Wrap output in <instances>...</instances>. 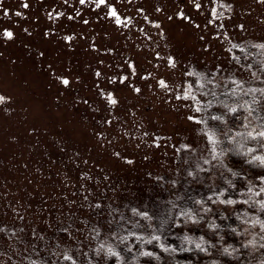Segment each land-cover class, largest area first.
<instances>
[{"label":"rangeland","instance_id":"rangeland-1","mask_svg":"<svg viewBox=\"0 0 264 264\" xmlns=\"http://www.w3.org/2000/svg\"><path fill=\"white\" fill-rule=\"evenodd\" d=\"M24 2L0 0L9 9L8 15L0 9V94L11 97L0 102V224L11 219L16 230L14 237L0 234V264H23L22 257L30 252L25 245L43 242L56 224L78 236L95 203L102 210L125 199L145 205L161 192L157 179L167 175L197 183L211 175L202 125L187 119V102L170 100V93L149 88L153 81H142L139 75L147 70L177 81L182 70L205 71L230 96L233 82L227 76L251 84L254 75L251 68H239L226 50L237 43H264V0H224L231 8H218L215 24H208L212 0H195L202 4L200 10L191 0H108L122 17L132 18L127 28L106 17V9H93V0L83 5L79 0H27L28 8L22 7ZM181 4L191 21L174 15ZM157 6L162 10L157 12ZM17 11L26 15L17 16ZM58 11L64 15L57 17ZM145 15L158 19L163 33ZM240 24L243 29L236 27ZM6 27L15 34L10 40L2 35ZM214 31L228 36L214 38ZM73 33L71 41L64 39ZM92 43L98 47L93 49ZM206 43L212 45L208 51ZM105 48L114 51L101 50ZM258 49L264 56V48ZM155 51L175 56L176 69L166 68L164 61L154 68ZM127 59L136 61L137 77L132 79L142 94L105 79L121 71V65L127 70ZM217 63L222 67L214 68ZM97 68L100 87L115 91L117 105H108L99 94ZM61 75L69 77L68 86L58 79ZM109 116L111 125L104 122ZM246 117L257 125L252 114ZM256 186L252 190L258 195ZM32 231L43 240L32 237Z\"/></svg>","mask_w":264,"mask_h":264},{"label":"trees","instance_id":"trees-1","mask_svg":"<svg viewBox=\"0 0 264 264\" xmlns=\"http://www.w3.org/2000/svg\"><path fill=\"white\" fill-rule=\"evenodd\" d=\"M242 47L243 51L240 48L232 50L240 57L242 64H251V70L255 73L254 81L244 84L242 88L264 87V78H257L264 77V69L261 67L264 62L263 52L253 44ZM219 86L217 83L209 87L223 94L224 90L217 89ZM260 95L243 96L255 109L252 115L256 126L260 118H264V99L261 100L264 95ZM247 113L244 111L243 114L246 116ZM237 140L247 146H254V142L244 140L243 137H237ZM256 151L264 153V149L258 147ZM209 164L211 175L199 177L197 183L167 175L160 181L157 179L156 186L160 187L161 192L145 205H135L125 199L121 204L116 203L102 210L101 205L95 203L90 216L84 221L85 228L78 229V236H66L63 224H56L43 242L37 245L30 240L25 245L30 252L22 257V263L72 264L64 258L65 255H72L76 264H117V260L119 264H264V228L257 222L264 221V209L256 203L257 200H264V193L257 195V189L247 191L256 185L264 187V181L256 178L264 174V169L258 164L246 163L245 157L235 147L226 157L215 160L210 157L206 168ZM225 164L240 175H232L224 167ZM228 181L235 187L228 184ZM224 188L227 191L218 198L216 194ZM239 190L241 195H238ZM229 197L236 203H221V200ZM197 201L202 203L197 204ZM205 204L210 206L209 212L200 211ZM133 209L138 211L134 212ZM189 209L196 214L193 217L197 219L196 223L190 219ZM141 211L147 212L150 219L140 216ZM64 224L69 228L68 223ZM95 229H99V235ZM111 232L116 235H110ZM15 233L11 219L0 224V234L4 239L5 236L14 237ZM72 236L76 241H71ZM185 236L189 239L186 240ZM160 244L164 247H160ZM108 247H112L119 256L109 255ZM145 252L152 255H143Z\"/></svg>","mask_w":264,"mask_h":264},{"label":"snow or ice","instance_id":"snow-or-ice-1","mask_svg":"<svg viewBox=\"0 0 264 264\" xmlns=\"http://www.w3.org/2000/svg\"><path fill=\"white\" fill-rule=\"evenodd\" d=\"M65 3H68V0H64ZM193 3V6L200 10L202 8L201 3H196L195 0H191ZM79 3L81 5L86 3V0H79ZM23 8H28L29 5L27 3V0H25L24 4L22 5ZM228 7L231 8V5L224 4V0H219V3L216 2V0H212V3L210 4V18L208 20V24H215L216 21L220 18L217 15V9L218 8H224ZM0 9L3 10L4 15H8L9 9L4 7L2 3H0ZM93 9H100L101 12H104L106 9V17L112 18L114 24L118 27L127 28L129 24L132 23V18L128 16H121V14L116 10L115 6L108 2V0H93ZM162 9L157 6L156 11L159 12ZM140 12H143L144 9H139ZM17 16H24L26 13L17 11ZM55 15L57 17H60L64 15L63 12H56ZM77 16H79V12L76 13ZM174 15L177 18H182L184 20H192V17L190 15H187L185 11L183 10V4L180 5V10L174 12ZM222 15V13H221ZM68 18L72 19V13H68ZM97 19H100V13H97ZM172 16H167V19L171 20ZM230 18V17H229ZM83 19V18H82ZM144 19L148 21L151 25L154 27L160 29V32L163 33V29L160 27V21L158 19H152L149 20L148 16L145 15ZM83 23L87 24L88 20L83 19ZM195 27H200L199 24H195ZM221 28L224 27L223 24L220 25ZM236 27H239L240 29H243L244 25H236ZM55 31V29H53ZM140 31L144 32L143 27H141ZM46 36L49 35V32L46 30L44 33ZM145 36H147V32H144ZM2 35L6 39H12L14 37V32L11 28H3L2 29ZM75 36V33L72 35H66L64 39L66 41H71L73 37ZM212 36L214 38H225L228 36L227 32H224L223 35L218 32L214 31L212 33ZM151 39V37H148ZM94 39V38H93ZM201 40L204 39L203 36L200 37ZM91 47L93 49H96L98 46L96 43H92ZM204 50L208 51L211 49L212 45L210 44H204L203 45ZM234 48H240L241 51H243V47L241 44L237 43L235 45H232L229 47L226 51L231 54V59L235 64L243 69V68H251V64L245 63L244 65H240V57H238L234 52ZM255 47L258 48H264V43H259L255 45ZM102 51L111 52L114 51L112 48H105L101 49ZM43 55V53H41ZM154 58L156 59L157 63L154 65V68H159L160 61H164L165 67L171 70L176 69L177 67V59L173 55H167L166 57L161 55L160 51H155ZM245 61H247V56L244 57ZM151 63V61H149ZM99 63H103V61H99ZM222 65L220 63H217L214 65V68L219 69ZM262 69H264V63L261 64ZM120 68L121 71L112 74L110 76H105V79L107 80L109 85H126L128 88H130L132 91H134L137 94H142V87L140 84L136 83L134 79L137 77V67H136V61L134 59H127V70H123L124 66L121 65ZM96 77H97V83L96 87L98 89V92L101 96H103L108 105L115 106L118 104V99L115 94L114 90H108L106 91L104 88L100 87V81L99 77L102 75L99 68L96 69ZM255 75V73H253ZM264 78V77H257ZM60 82L68 86L70 84V80L68 76L61 75L58 77ZM79 79V77H77ZM139 79L142 81L147 82L149 79L153 81V83H148L149 88L153 89H161L164 90L167 93H170L169 99H175L176 101H186L187 103H184L183 106L189 110V114L187 115V119L191 122H193L194 125L201 126L199 129L201 132L204 133V140L206 142V151L207 154L211 157V159H217L218 157H226L227 155L231 154L235 149L239 150V153L245 157V162L249 165L258 164V166L261 169H264V153L256 151V148L264 149V118H260L259 125H251L248 121L247 117L243 114L244 111H247L249 115L252 114V111L255 110L252 106L248 104L247 101L243 99V96L245 95H254L256 93H260L264 95V87L261 88H254L249 87L247 89H244L242 87H239L240 85H244L246 82L244 80L238 79L234 74H230L225 79L231 80L233 82V85L231 88H229L230 96L224 95L222 93H219L218 91H213L209 86L210 85H216L218 81L216 80L215 76H212L209 74V72L205 71H196V70H182L181 71V77L177 81H170V79L166 78L164 75H154L153 72L143 70L142 74L139 75ZM218 96H221L222 98H217ZM232 97H236L237 99H232ZM11 97L0 94V102H7L10 101ZM255 104V101L253 102ZM231 121V124L229 123ZM105 124L111 125L113 123V119L111 116L105 119ZM259 128L257 131L256 128ZM237 129H240L239 131ZM98 136H103V132L96 133ZM147 135V133H145ZM237 137H243L244 140L254 142V146H247L243 144L240 140H237ZM156 146H159V142L155 141ZM184 148H191L190 144H184ZM117 156L120 155V153H116ZM127 159V157H125ZM206 163L208 161H205ZM224 167L228 168V171L236 176L240 175V173L235 172L231 167H229L227 164L224 165ZM257 179L264 181V174H260L256 177ZM228 184L232 185L231 181H228ZM249 184H251V181H249ZM235 187V185H232ZM227 191V188L221 189L219 193H217V197L223 196V194ZM247 191L251 192L252 188L249 187ZM261 193H264V187H261L259 189ZM248 201H243V203H247ZM202 203L201 201H197V204ZM221 203L224 204H234L236 201L232 198H225L221 200ZM256 203L264 209V200H257ZM210 206L205 204L203 207L200 208L201 212H209ZM134 212H137V209H133ZM189 213H191L190 219H192L193 223L197 222V219H193L195 217V213L192 212V209L188 210ZM184 215V213H181ZM139 215L145 218H149V215L147 212H139ZM22 220L23 217H20ZM198 219H203V217H199ZM260 223V226L264 228V221H257ZM179 223V221H178ZM251 223V221H249ZM97 235H99V229L94 230ZM235 231V229H234ZM64 232L66 236L70 237L71 232L67 228L64 229ZM110 235L115 236V232H111ZM31 236L34 238H37L38 240H43V235H40L37 237V233L35 231L31 232ZM139 239V237H137ZM119 239V237H118ZM155 239L159 240V237H156ZM185 239H189V237L185 236ZM203 239V237H201ZM151 242V241H150ZM103 247V246H101ZM160 247H164L163 244H160ZM171 247V246H169ZM196 247H200L199 244L196 245ZM109 255H116L119 256L118 252H114L112 247H108L107 249ZM225 251L227 252L228 249L225 248ZM143 255H152V253L145 252ZM65 259L72 262V264H76V261L73 259L72 255H65ZM117 264H119V260H117Z\"/></svg>","mask_w":264,"mask_h":264}]
</instances>
